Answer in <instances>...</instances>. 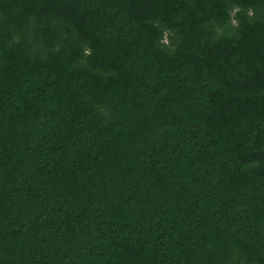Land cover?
Returning a JSON list of instances; mask_svg holds the SVG:
<instances>
[{
  "label": "trees",
  "instance_id": "trees-1",
  "mask_svg": "<svg viewBox=\"0 0 264 264\" xmlns=\"http://www.w3.org/2000/svg\"><path fill=\"white\" fill-rule=\"evenodd\" d=\"M0 264H264V0H0Z\"/></svg>",
  "mask_w": 264,
  "mask_h": 264
}]
</instances>
